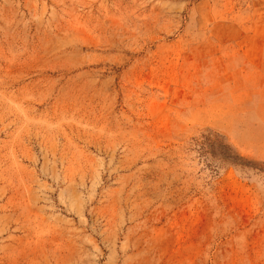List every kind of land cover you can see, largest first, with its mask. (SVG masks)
Returning <instances> with one entry per match:
<instances>
[{"label": "rangeland", "instance_id": "374dc122", "mask_svg": "<svg viewBox=\"0 0 264 264\" xmlns=\"http://www.w3.org/2000/svg\"><path fill=\"white\" fill-rule=\"evenodd\" d=\"M0 264H264V0H0Z\"/></svg>", "mask_w": 264, "mask_h": 264}]
</instances>
